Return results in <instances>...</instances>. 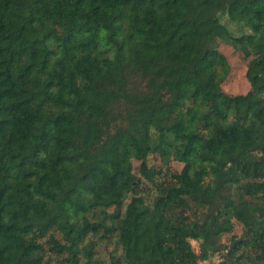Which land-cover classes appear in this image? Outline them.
Returning <instances> with one entry per match:
<instances>
[{"label": "trees", "instance_id": "1", "mask_svg": "<svg viewBox=\"0 0 264 264\" xmlns=\"http://www.w3.org/2000/svg\"><path fill=\"white\" fill-rule=\"evenodd\" d=\"M101 237L111 264H264V0H0V264Z\"/></svg>", "mask_w": 264, "mask_h": 264}, {"label": "rangeland", "instance_id": "2", "mask_svg": "<svg viewBox=\"0 0 264 264\" xmlns=\"http://www.w3.org/2000/svg\"><path fill=\"white\" fill-rule=\"evenodd\" d=\"M221 20L233 31L238 32L240 30H246V28H240L239 23L235 21H231L225 14H220ZM218 48L224 53L226 59L229 63V72L222 81V88L231 94L235 93H244L250 88V83L246 77V69H247V58L243 56V53L234 48L230 43L223 39H218ZM134 171L139 173L138 167L145 166L149 164L150 166H157L160 164V158L156 153H149L147 155L146 161L142 164L141 160L132 159ZM171 168L179 170L182 166V162L173 160L171 161ZM152 184L147 179H144V191L142 192L144 197L147 200H151L153 195ZM129 200V197L126 201ZM111 209V208H110ZM110 222V221H109ZM108 222V223H109ZM242 232V227L238 221L234 222V226L230 232L224 233V235L220 238L221 246L223 240L226 242L230 234L237 233L240 234ZM224 242V243H225ZM194 246L197 247V243L194 242ZM116 247L113 239L101 237L98 239L94 247V264H111L110 263V251ZM116 250L119 251V248L116 247ZM213 260V259H212ZM199 261V263H207L214 264L213 261Z\"/></svg>", "mask_w": 264, "mask_h": 264}]
</instances>
